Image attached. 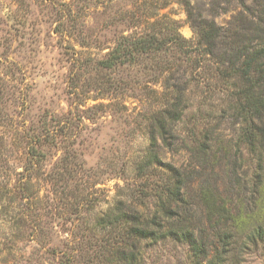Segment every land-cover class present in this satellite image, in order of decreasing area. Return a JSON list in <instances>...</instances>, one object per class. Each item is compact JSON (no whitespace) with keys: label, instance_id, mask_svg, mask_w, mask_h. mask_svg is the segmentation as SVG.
Returning a JSON list of instances; mask_svg holds the SVG:
<instances>
[{"label":"rangeland","instance_id":"374dc122","mask_svg":"<svg viewBox=\"0 0 264 264\" xmlns=\"http://www.w3.org/2000/svg\"><path fill=\"white\" fill-rule=\"evenodd\" d=\"M209 24L212 48L198 32ZM170 34L184 49L101 64L138 36ZM261 45L264 0H0V264H129L118 247L131 239L99 217L119 201L151 216L177 172L196 235L211 237L213 223L201 192L254 208L245 227L264 220V192L242 184L256 160L228 99L234 54ZM177 86L185 102L165 131L171 146L157 135L160 163L142 168L157 110ZM190 128L212 129L205 161L188 149ZM245 229L232 263L264 264V244ZM133 264L196 263L186 243L165 238L138 243Z\"/></svg>","mask_w":264,"mask_h":264},{"label":"trees","instance_id":"16d2710c","mask_svg":"<svg viewBox=\"0 0 264 264\" xmlns=\"http://www.w3.org/2000/svg\"><path fill=\"white\" fill-rule=\"evenodd\" d=\"M207 26V31L199 26L198 32L202 41L212 48L218 31L211 24ZM170 35L164 40L156 36H150L148 39L138 36L129 40L127 44L116 47L108 54L107 59L101 61V64L111 67L123 62L133 63L140 54L158 51L167 43L179 50L184 49L180 37L175 34ZM238 55H241L242 59L238 66L234 67L233 64ZM120 58H124L125 61L120 62ZM233 59L230 62L234 69L232 71L234 75H229V77L234 81L231 84L228 99L233 111L232 116L236 119L240 118L243 123L238 140L249 147L256 160L253 178L246 181L244 179L242 184L251 183L254 192H264V46L261 45L251 50L244 49L242 52L235 53ZM175 89L176 92L171 97L167 93L164 94L167 99L157 110L160 116L156 117L155 123L152 125L150 149L144 163L141 164L142 168L160 163L155 146L157 135L162 137L165 145L171 146V143H167L165 139V131L181 118L185 102L184 95L180 91L181 87L177 86ZM189 131L193 136V145H187L189 151L192 156H197L201 161H205L206 159L202 156L209 152L211 147L212 129H203L195 133V130L190 128ZM196 135L199 137L196 138ZM234 166L235 162H232V167ZM233 176L235 175L233 174ZM236 185L240 186V184ZM183 188L184 181L180 173L177 172L171 184L167 182L162 184L160 192L162 194H160L157 207L151 216L145 217L134 207L119 201L99 217L98 226L101 229L121 226L125 232L122 234L131 239L127 247H118L121 261L133 264L138 254V243L141 241L157 243L165 238H174L189 246L196 264H200L201 261H205V264H233L231 260L233 244L243 228H246L245 234L249 242L264 244V220L262 217L252 228L245 227L252 219V214L250 216L249 212L253 213L254 208L246 209L239 203L234 204L233 200L228 198L227 191L225 196H221L217 189L213 195L201 192V199L208 213V219L213 220L210 225L211 237L201 229L196 235L191 225L193 220L191 204L185 197ZM239 200L244 201V198ZM119 242L123 243L124 241Z\"/></svg>","mask_w":264,"mask_h":264}]
</instances>
